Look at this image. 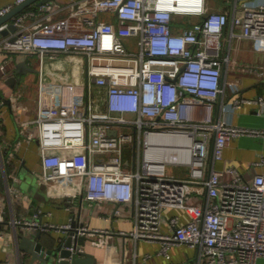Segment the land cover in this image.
I'll use <instances>...</instances> for the list:
<instances>
[{"label": "built area", "instance_id": "2783aa9c", "mask_svg": "<svg viewBox=\"0 0 264 264\" xmlns=\"http://www.w3.org/2000/svg\"><path fill=\"white\" fill-rule=\"evenodd\" d=\"M23 1L1 6L0 15ZM49 2L54 9L44 3L14 15L16 29L0 39V50L8 53L37 55L40 63L65 53L74 64L72 78L62 71L48 84L40 76L35 114L18 125L26 140L37 139V181L53 193L62 190L68 208L82 200L130 202L133 229L118 233L158 240L163 253L172 244H186L197 249L198 264H256L264 257V173L245 179L236 167L217 169L214 162L234 137L264 138V128L224 118L245 102L264 106V95L239 94L240 83L229 71L264 79V67L221 54L227 24L228 44L236 35L264 41V1L239 0L230 18L210 9L207 0ZM104 11L113 20L102 17ZM6 63H0L4 74ZM95 88L104 89L103 110L95 108ZM20 95L13 93L15 101ZM163 134L188 143L186 151H170L173 162L163 157L169 149L159 146ZM126 146H132L133 168L125 159ZM254 163L264 164V155ZM167 164L186 167L187 174L170 175ZM7 190L20 194L8 183ZM166 207L184 209L189 220L180 223L172 215L171 232H162ZM31 216L7 218L0 203V236L5 224L15 227L14 234L17 226L63 231L76 219L44 223L40 208ZM92 241L109 245L105 237Z\"/></svg>", "mask_w": 264, "mask_h": 264}, {"label": "crops", "instance_id": "0c3cea01", "mask_svg": "<svg viewBox=\"0 0 264 264\" xmlns=\"http://www.w3.org/2000/svg\"><path fill=\"white\" fill-rule=\"evenodd\" d=\"M72 1L75 0H59L62 5ZM14 2L15 0H0V7ZM46 4H48V9L55 7L49 1ZM207 4L210 9L224 11L230 18L233 8L239 7V0H207ZM33 6L30 5L26 8ZM100 15L113 20V15L110 12L104 11ZM228 30L229 24L224 28L221 54L228 52L230 57L237 62L264 67V41L236 35L228 44ZM4 36L0 33V39ZM59 54L65 55L66 59L69 58L65 53H58L55 58L45 57L43 63H40L38 57L36 66L32 65L28 57V65L37 69L36 72H28L20 82L11 80L9 84L6 79L12 75H7V71L12 68L15 61L21 60L25 55L0 50V63L7 60L6 73L0 71V94L4 98H10V105L0 99V203L6 217L31 216L36 209L40 208L42 209V222L61 224L68 222L69 218L75 215L76 221L83 223L88 229L104 230L100 233H88L92 239L97 240L105 237L109 241L108 246L96 245L92 240L85 242L84 249L95 254L97 264H198V251L195 247L186 244H172L167 252L163 253L158 240L136 239L130 234H119V231L129 233L133 229L130 202L118 204L110 201H95L90 203L82 200L68 208L62 190L59 189L53 193L46 184L38 182L33 177V173L41 168L38 142L35 137L26 140L19 133L18 125L22 119L33 117L35 114V102L41 75L48 84L51 80L57 81L55 74L58 72L56 68L61 72L68 73L70 78L73 77L74 67L72 74L66 71L64 59H58ZM50 63L52 64L51 67L49 66ZM229 75L238 79L241 87L239 94L243 97L255 98L258 95H264V79L237 71H229ZM15 91L21 94L19 101H15L13 98ZM94 91L95 98H99L95 108L103 110L104 105L99 100L103 98L104 89L95 88ZM217 112L215 106L214 117L218 116ZM224 118L235 125L264 128V106L255 102H245L235 111L226 112ZM29 129L35 132L32 125ZM212 136L210 133L209 156L212 148ZM10 150L13 151V154L9 153ZM124 153L128 167L133 168L134 153L132 146H126ZM262 155H264V138L240 135L228 142L224 149L223 158L215 161L214 166L217 169H223L232 165L242 173L245 179H252L255 174L264 173V164L257 165L254 163ZM184 168L183 176L187 174V168ZM182 170L184 169L179 171ZM14 176L16 180L13 179ZM7 183L18 189L19 196L9 194ZM116 207L120 211L115 214L114 209ZM172 215H177L180 223H184L190 218L189 214L182 208L166 207L162 211L160 225L162 232H171L168 220ZM16 229L18 232L19 230H40L21 228L20 226H17ZM14 230L15 227L11 224H5L1 228L0 264H25L28 260V255L22 251L19 252L17 248ZM43 234V242L47 244L48 236L52 235L58 238L63 233L51 229L44 230ZM256 264H264V257H259Z\"/></svg>", "mask_w": 264, "mask_h": 264}, {"label": "water", "instance_id": "95a60500", "mask_svg": "<svg viewBox=\"0 0 264 264\" xmlns=\"http://www.w3.org/2000/svg\"><path fill=\"white\" fill-rule=\"evenodd\" d=\"M49 0H24L23 2L14 5L5 14L0 15V25L7 23V27L0 29V33L6 35L9 31H14L16 26L11 22V19L21 10L30 5L44 4ZM37 69L31 67L27 63V58L14 62L12 68L7 71V75H12L6 79L7 83L11 80L20 82L23 76L28 72H36ZM6 104L10 105V98H4L0 94ZM110 133H115V130H110ZM83 223L73 219L70 227L62 231V236L55 238L48 236V243L43 242V230H19L15 233L17 248L19 252H24L28 255V260L25 264H97L95 254L85 250V242L91 241L92 238L86 234L78 233V226ZM73 248V250L70 249ZM83 250H79V248Z\"/></svg>", "mask_w": 264, "mask_h": 264}, {"label": "rangeland", "instance_id": "374dc122", "mask_svg": "<svg viewBox=\"0 0 264 264\" xmlns=\"http://www.w3.org/2000/svg\"><path fill=\"white\" fill-rule=\"evenodd\" d=\"M46 58H48V57H46ZM37 59H38L37 55L29 56V61L32 63V65H36L37 66ZM58 59H64V62H65L64 69L66 71H68L70 74H72V72H73L72 70H73L74 66H73V62H72L71 58L66 59L65 55L63 56V54H59L58 55ZM49 66L51 67L52 64L50 63ZM56 71L58 72L57 74L61 73V71L59 69H57V68H56ZM125 131L131 132L132 130L130 128H125ZM181 169H184V170L179 171ZM166 171L170 175H172V174H174V175H183L185 173V168L183 166L181 167V166L174 165V164H167ZM33 177L35 179L37 178L36 173H33ZM84 201H86V200H84ZM27 217L31 218L32 216L27 215Z\"/></svg>", "mask_w": 264, "mask_h": 264}, {"label": "bare ground", "instance_id": "6f19581e", "mask_svg": "<svg viewBox=\"0 0 264 264\" xmlns=\"http://www.w3.org/2000/svg\"><path fill=\"white\" fill-rule=\"evenodd\" d=\"M179 137L180 136H177L175 138L171 134H163L159 138L160 139V142H158L160 144L159 146H162L163 149H169L168 152L164 153V155H163V157L166 158L168 161L173 162L176 160V155L172 154L170 152L171 150L178 149L179 151L183 152V151H186V149L188 148L187 141L181 140ZM150 142L155 143L152 139L150 140Z\"/></svg>", "mask_w": 264, "mask_h": 264}]
</instances>
